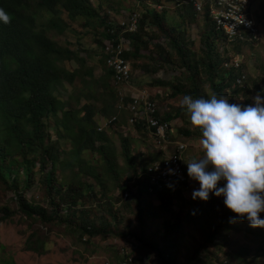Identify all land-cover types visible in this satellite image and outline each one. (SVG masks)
Returning <instances> with one entry per match:
<instances>
[{"label": "trees", "instance_id": "obj_1", "mask_svg": "<svg viewBox=\"0 0 264 264\" xmlns=\"http://www.w3.org/2000/svg\"><path fill=\"white\" fill-rule=\"evenodd\" d=\"M196 1L206 0H137L143 11L139 12L138 30L121 35L130 47V51L123 53V58L128 61L149 58L154 63L151 74L165 67L179 68L184 77L175 80L177 82L153 81L155 85L170 88L173 96L192 95L207 99L217 94L232 103L248 104L247 94L252 90L264 95V67L260 68L259 79L250 85L242 61L235 66L233 56L227 54L232 50L240 58L241 48L252 45V41H248L245 34L241 41L238 38L228 41L216 29L208 2L203 5L200 46L198 50L193 49L194 42L187 36V26L194 24L196 14L199 15L194 6ZM164 4L168 6L162 10L156 8ZM136 7L138 10V6L126 9ZM172 8L177 11L178 21L166 17L167 10ZM0 9L11 21L9 24L0 22V185L12 192L16 206V211L3 207L0 222L18 212L45 227L63 226L65 230L79 234V242L83 236L88 239L97 236L132 239L136 249L140 246L154 251L163 264H178V248L183 236L180 226L162 222L164 234H160L159 240L149 239L147 229L148 221L155 218L152 202L156 200L160 209L172 214L173 203L182 200V188L188 182L162 188L155 182L152 184L151 174L147 172L152 163L147 159L137 161L131 153L130 140L120 133V155L124 165L118 166V153L106 133V129L119 124L118 119L103 131H98L99 125L94 119L99 115L106 120L117 111L118 96L111 85L112 72L106 67L104 54L101 63L105 72L102 77L95 78L93 68L86 67L85 59L74 50L59 46L48 36L50 29L62 33L69 27L62 20L65 15L69 22L93 28L96 42L102 48L103 40L117 38L111 30L118 26L108 23V12L104 13L99 4L95 9L89 0H0ZM121 11L123 9L115 14ZM160 36L164 44L158 41ZM225 42V48L219 53L218 45ZM150 46L152 50H149ZM142 50L148 56H142ZM70 61L80 67L66 69L63 64ZM131 65L135 67L134 62ZM76 80L83 87L74 97L69 95L67 101L63 100L66 85L73 87ZM95 84L101 87L100 93L94 90ZM70 99L74 106L69 104ZM98 101L101 102L99 109L95 104ZM125 101L127 104L128 99ZM184 110L185 107L179 108L174 114L158 111L156 116L170 123L185 114ZM140 125L136 123L131 127L149 135ZM179 132L189 138L202 137L198 128L192 131L184 128ZM61 141L69 144V149L61 151ZM60 153L67 157L60 159ZM56 165L69 169L72 179L66 181ZM181 168L189 181L183 163ZM124 171H127L126 177L122 175ZM34 186L41 193V204L25 196V192ZM124 193L128 198L124 199ZM198 207V213L191 211L193 216L206 218L203 205ZM235 216L222 206L217 224L204 233L202 242L186 257L185 263L232 264L236 260L242 264L246 256L244 250L248 248H240L232 255L223 244L227 232L236 228L230 223V218ZM47 245V240L39 237L37 232L31 233L25 241V249L40 256L47 252ZM122 256V263L128 257L134 264L145 260L141 255L138 258Z\"/></svg>", "mask_w": 264, "mask_h": 264}, {"label": "rangeland", "instance_id": "obj_2", "mask_svg": "<svg viewBox=\"0 0 264 264\" xmlns=\"http://www.w3.org/2000/svg\"><path fill=\"white\" fill-rule=\"evenodd\" d=\"M89 1L95 9L99 4L103 12H108L110 16H114V13L122 9L137 6V0ZM164 7H166L165 4L163 8L160 9L156 6L159 10L164 9ZM139 8L137 12L140 16L139 12H142L143 9L140 8L139 11ZM173 9L174 8L167 10L166 17L178 21L177 11ZM249 10L254 11V16H256L255 22L258 25L261 37L258 43L243 46L241 48L242 55L240 58L236 57V53L232 50H229L227 54L233 56L232 62H235L234 64H238L239 61H242L244 75L249 79V84L252 85L251 82L258 80L262 74L260 68L264 67V0H251ZM115 19H117V17ZM62 20L64 23L66 22L69 24V27L64 29L62 33H59L57 29H50V31H48V36L59 46L74 50L80 57L85 59L86 67L93 68V76L95 78L102 77L105 72L104 65L101 63L102 54L104 53L103 49L99 47L96 42L94 29L90 27L84 28L79 22H69L65 15H63ZM203 22V16L201 14H196L195 23L187 26V36L193 40L194 50H198L200 46L199 37L203 29ZM158 41L164 44L162 36H160ZM225 46L226 42L218 45L219 53L222 52ZM149 50H152L151 46ZM140 54L142 56H148L145 50L140 51ZM132 62L135 64L133 68L131 65ZM129 63L132 71L129 84L116 87L111 81V85L119 97L115 103L116 108L118 107L120 96H129L128 94L133 91H146L155 99L158 111L161 114L163 112L174 114L177 109H183L181 104L183 99L182 95L173 96L170 88L158 86L153 83L154 80L160 79L177 82L175 80L184 77L179 68L165 67L151 74L150 71L154 69V63L149 58L142 57L135 61L130 60ZM63 66L66 69H77L80 67L75 61L64 62ZM148 68L149 73L147 72ZM82 87L83 84L79 80L75 81L73 87L66 85L67 93L63 95V100L67 101L69 95L74 97ZM100 89L101 87L96 84L94 85V90H96L97 93L101 92ZM121 93L122 95H120ZM254 95H256V93L253 90L247 94L249 103L252 102L250 97ZM125 98L127 99L128 97ZM68 102L71 105L74 104L73 99L68 100ZM95 104L96 108L99 109L101 102L98 101L95 102ZM124 106H126V104H124ZM116 110L113 116L118 119L119 124L106 129V133L109 135L113 148L118 153V157L116 158L118 166L122 167L124 165L120 155L121 146L119 133L124 137H128L130 140L131 153L137 161L147 159V161H150L153 165H158L165 161L167 159L166 151L168 149L162 151L156 146L155 141L152 140L150 135L138 133L133 127L129 126V114L126 110H118V108ZM180 116L181 117L174 118L170 122L171 127L169 133L172 137V139L170 138L171 141L183 142L187 145L186 153L183 156V168L187 170V164L184 160L187 161L192 158H199L204 150L201 145L202 137L189 138L179 132L180 130H184V128L190 131L196 129L190 124L187 112ZM94 119L97 120L98 125L105 120L99 117V115H96ZM51 124H53V121H51ZM120 126L121 128H119ZM69 147V144L61 141V151L69 149ZM60 157V159H64L67 156L60 153ZM84 157L89 159V156L86 154H84ZM96 157L98 158L97 155ZM56 167L60 169L59 173L61 176L65 177L66 181L72 179V173L69 169L61 168L59 165H56ZM122 175L126 177L127 171H124ZM199 187L200 185L197 181L189 178L188 185L182 188V200L177 202L174 201L173 203L172 214H167L160 209L159 203L156 200L152 202L155 218L148 221L149 229H147V232L149 234V239L153 238L159 240L160 234H164L162 222L168 221L178 224L183 234L178 248V264H186V257L202 242L204 233L217 224L222 206H224L223 197H216L213 194H210V199L207 202L199 198L193 200L192 192L194 189H199ZM94 189L98 191L97 186H95ZM25 196L28 199L34 200L36 203H42L41 193L35 186L30 191L25 192ZM198 205H203L207 216L206 218H200L198 215L193 216L191 213V211H195V214L198 213V210H200ZM3 207H8L10 211H16L12 192L4 190L0 185V218L3 214L1 212ZM260 217L264 219V212L260 213ZM233 224L236 228L235 230L231 229L227 232L226 241L223 243L225 245L224 247L231 251L230 253L232 255L236 254L240 248H248L244 250L246 256L243 257L242 264H264V228L250 227L246 218L243 220H236ZM33 232H37L39 237L47 240V252L44 255L40 256L25 249L26 238ZM78 239H80L79 234L65 230L63 226L45 227L15 212L10 218L0 222V264H122L123 259L120 258H122L124 254L132 255L134 258H138L139 255H141V257L145 256L143 262L137 261L135 264H163L154 251L148 248L142 249L140 246L136 249V243L132 239L124 240L111 236L106 238L97 236L91 239L83 236L81 242H79ZM232 264L241 263L234 260Z\"/></svg>", "mask_w": 264, "mask_h": 264}, {"label": "clouds", "instance_id": "obj_3", "mask_svg": "<svg viewBox=\"0 0 264 264\" xmlns=\"http://www.w3.org/2000/svg\"><path fill=\"white\" fill-rule=\"evenodd\" d=\"M207 1L211 0L198 2L205 5ZM250 12L255 22L254 11ZM198 13L202 15L203 9ZM116 15L108 16V23L114 22L111 19ZM0 22H11L3 9ZM255 25L258 30L256 22ZM258 33V38L251 40L253 44L261 37L259 30ZM250 99L251 103L243 104L217 94L207 99L184 95L182 107L186 108L190 124L200 129L204 150L199 158L184 162L188 177L200 185L192 192L193 200L207 202L210 194L222 196L224 205L236 214L230 223L246 218L250 227L264 228V219L260 217L264 212V95L258 92Z\"/></svg>", "mask_w": 264, "mask_h": 264}, {"label": "built area", "instance_id": "obj_4", "mask_svg": "<svg viewBox=\"0 0 264 264\" xmlns=\"http://www.w3.org/2000/svg\"><path fill=\"white\" fill-rule=\"evenodd\" d=\"M207 2L209 3L210 14L216 29L220 30L229 41H233L236 38L242 40L243 34L246 35L248 41L258 38L259 33L251 17L253 15L249 10L251 0H211ZM194 6L197 12H201L203 9L201 2L196 1ZM157 8L160 9L163 6H157ZM116 16H118L116 20H111L114 21L112 24L114 26L117 25L119 28L115 26V30H111V33L116 34L117 38L103 41V53L106 58V67L112 72V84L120 87L129 84L132 75L129 61L123 58V53L130 51L129 42L121 35L137 31L139 14L137 9L134 8L129 9L128 12L127 9H123ZM128 95L126 96L128 97L126 106H124L125 96H120L117 108L128 112L129 126L140 123L148 131L157 147L162 151L168 149L165 161L158 165L150 164L149 168H147V172L151 174V181L155 182L158 188L189 182L181 168L182 155L185 154L187 145L183 142H173L169 139L171 124L166 120H160L156 116L158 108L155 99L146 91H133ZM115 120V116L103 120L97 128L98 131L108 128ZM123 197L124 199L127 198V194L124 193ZM122 264L134 263H132V258L128 257V260Z\"/></svg>", "mask_w": 264, "mask_h": 264}, {"label": "bare ground", "instance_id": "obj_5", "mask_svg": "<svg viewBox=\"0 0 264 264\" xmlns=\"http://www.w3.org/2000/svg\"><path fill=\"white\" fill-rule=\"evenodd\" d=\"M237 40V39H236ZM229 41V40H228ZM239 41H241V40H239ZM247 41V40H246ZM230 43V42H229ZM124 94V93H123ZM120 95H122V93L120 94ZM122 96H125V95H122ZM126 97V96H125ZM124 102H126L125 101V99H124ZM124 111V110H123ZM159 114V113H158ZM161 117V116H160ZM141 126V125H140ZM103 131V130H102ZM183 163V162H182ZM148 175V174H147ZM150 175V174H149ZM146 176V175H145ZM150 177H148V179H149ZM151 180V179H150ZM152 184H153V182H152ZM144 188V187H143ZM128 198V197H127Z\"/></svg>", "mask_w": 264, "mask_h": 264}]
</instances>
